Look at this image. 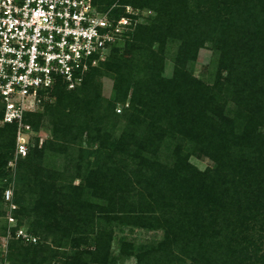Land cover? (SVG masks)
<instances>
[{
	"label": "trees",
	"instance_id": "16d2710c",
	"mask_svg": "<svg viewBox=\"0 0 264 264\" xmlns=\"http://www.w3.org/2000/svg\"><path fill=\"white\" fill-rule=\"evenodd\" d=\"M118 1L117 17L127 6L157 16L116 43L81 87L57 85L55 104L26 115L33 131L45 119L50 138H32L27 156L18 158L16 227H8L0 206V236L12 235L6 261L120 264L133 254L124 244L112 251L113 224L153 227L155 208L163 206L173 210L166 237L134 252L136 264H264V0H222L220 16L191 9L188 0ZM97 5L107 11L114 4ZM205 38H216L220 54L213 84L193 76ZM167 41H176L178 52L165 75ZM102 75L114 82L112 99L99 92ZM222 95L235 101L233 110ZM115 117L125 125L109 121ZM180 133L210 155L212 169L200 171L187 157L174 167L160 161L161 144L169 149ZM16 134V125L0 126V168L16 151ZM4 195L0 190L1 202ZM143 201L150 208L140 214ZM25 223L36 243L18 237Z\"/></svg>",
	"mask_w": 264,
	"mask_h": 264
},
{
	"label": "built area",
	"instance_id": "2783aa9c",
	"mask_svg": "<svg viewBox=\"0 0 264 264\" xmlns=\"http://www.w3.org/2000/svg\"><path fill=\"white\" fill-rule=\"evenodd\" d=\"M116 8L102 11L97 0H0V126H17V159L27 156L32 139L26 115L37 113L57 85L81 87L142 23L138 11L127 6L129 16L117 17ZM19 232L25 243H36Z\"/></svg>",
	"mask_w": 264,
	"mask_h": 264
},
{
	"label": "rangeland",
	"instance_id": "374dc122",
	"mask_svg": "<svg viewBox=\"0 0 264 264\" xmlns=\"http://www.w3.org/2000/svg\"><path fill=\"white\" fill-rule=\"evenodd\" d=\"M222 0H188V7L191 9H198V11H206L210 16H220L225 12L223 7L220 6V2ZM103 4H114V5H120L122 3L118 0H101ZM122 9V6H120ZM118 9V8H117ZM138 14L141 16V22L143 24L150 23L152 20H154L157 16V13L148 9H137ZM195 21V19H194ZM211 37V36H210ZM209 37V38H210ZM215 37V35L213 36ZM205 38V45L202 49L199 50L198 55V61L195 63L193 68V76L197 79H201L202 81L213 84L214 79L216 77L217 70V63L219 62L220 54L215 55V48L217 41L215 38L214 40ZM212 38V37H211ZM166 48H165V75H168L172 71V67L174 66V60L176 57V54L178 52V43L176 41L166 42ZM158 43L154 45V49L158 47ZM227 75V72L221 71L220 81L224 82L225 77ZM97 83H99V92H101V96L103 99L109 100L113 98V80L109 76H98ZM56 97H50L46 102H44L40 109L37 111L39 114H44L45 112V105L46 104H55ZM221 103L228 104L227 109L233 110L236 107L235 101L232 99L230 100L229 97H225V95H222V98L219 100ZM123 105L119 104L116 107V113L122 114L123 111ZM242 108V107H241ZM228 111V112H229ZM227 112V114H228ZM116 120H119V125L124 126L125 125V118L122 117H115L112 119H109L110 122H114ZM49 124L48 122H45V119L42 121V123L39 126L38 131H33L31 136L33 139L38 138L40 141V144L42 142L46 141L48 138H50V132H49ZM118 132H121L118 130ZM117 132V133H118ZM119 134V133H118ZM187 136H183L181 133L174 139H169L172 144L169 149H167L166 145H162L160 147V153L159 156L161 158L160 161L164 164H168V167H174L175 162L177 161L178 157L186 158L190 162V164L199 169L200 171H205L212 169L214 167V161L211 159L210 155L208 153L200 152L196 147L191 148L189 143L186 141ZM85 147V144L83 145ZM178 147H180V152L178 151ZM19 162V159L16 158V153L9 154L8 163L6 166H3L0 168V190H3L5 193L7 191H10V200H6L4 198V201H0V206H2L1 210L5 212L6 217L8 218V227L11 229L17 226V220L14 218L13 210L14 208L17 209V205L13 202L14 200V187L16 183L19 181V174L17 172V164ZM53 162V161H52ZM55 166H57V161H54ZM59 164V163H58ZM132 167V166H130ZM132 181L134 182V185L136 184V177H132ZM79 180L75 181V184H78ZM5 196V195H4ZM13 205L15 207H13ZM137 211L140 214H144L145 211H148L149 202L143 201L140 202V205L137 203ZM123 209H125L123 207ZM118 211H120V208H117ZM128 210V206L125 209ZM172 209L169 207H163L159 206L155 208V213L152 216H155L158 218V220L153 222V220H150L154 223L153 227L151 226H137V225H131L128 224L127 221H124L123 223L116 222L113 224V229L115 231V238L112 244V251L116 254H119V251L121 250V246L124 244L126 247V250L129 252H132L133 255H127L125 258L120 260V264H136V259L134 258V252H139L141 249L149 248V247H156L158 244H160L166 237V230L165 223L169 220V217L172 215ZM146 217L151 218L149 216L150 213ZM166 220V221H165ZM23 233L29 234V226L27 223L25 225L20 227V230ZM19 232V235L20 233ZM257 234H251L249 238H252V240H255V238H258L256 236ZM9 236H0V264H8V261H6V256L8 254V245L10 242ZM25 245H28L25 243ZM129 249V250H128ZM183 264H193L190 260L186 259L185 263Z\"/></svg>",
	"mask_w": 264,
	"mask_h": 264
}]
</instances>
